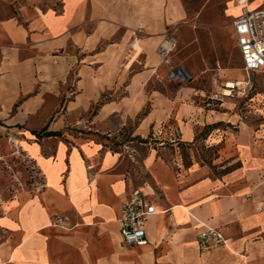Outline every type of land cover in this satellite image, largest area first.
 Masks as SVG:
<instances>
[{
	"label": "crops",
	"instance_id": "1",
	"mask_svg": "<svg viewBox=\"0 0 264 264\" xmlns=\"http://www.w3.org/2000/svg\"><path fill=\"white\" fill-rule=\"evenodd\" d=\"M39 2L0 18V121L21 131L23 150L44 181L11 216L15 225L0 218L10 231L0 264H264L263 123L205 109L188 86L159 88V43L170 37L176 44L188 33L181 0ZM147 107L134 128L138 138L167 124L181 142L213 147L211 166L190 148L185 167L160 146L141 159L148 180L136 186L125 157L106 140L58 138L65 119H52L62 110L85 126L96 109L88 127L104 134L119 128L113 119L123 127ZM135 187L156 210L142 246L124 245L119 236L121 208ZM56 215L68 217L71 228L54 227ZM202 225L228 241L202 248Z\"/></svg>",
	"mask_w": 264,
	"mask_h": 264
},
{
	"label": "rangeland",
	"instance_id": "2",
	"mask_svg": "<svg viewBox=\"0 0 264 264\" xmlns=\"http://www.w3.org/2000/svg\"><path fill=\"white\" fill-rule=\"evenodd\" d=\"M39 1L40 5L57 6L56 0L43 3ZM249 2V11L264 10V0ZM26 3L28 0H0V18L12 14L16 16L18 8ZM181 4L186 13L183 20L184 31L188 33L183 38L178 37L181 41L175 44L172 59L174 65L181 64L186 68L191 80L185 84L168 81L167 68L164 66L159 88L172 93L177 88L188 86L196 91L194 101L203 108L214 113H225L224 117L230 121L258 122L264 125V72L250 73L247 76L243 71L233 32V21L239 15L236 0H181ZM232 71H237L231 73L233 78L229 76ZM233 81L238 85L228 87V82ZM152 87L153 84L150 88ZM229 90V94H225ZM95 110L87 113L85 126L77 124L73 114L66 115L65 111L59 110L52 119L64 117L65 124L56 132L57 137L94 134L103 138L106 140V148L123 154L128 176L136 186L148 180L140 163L151 149L156 150L161 146L175 151L185 167L190 165L192 152L209 166L216 156L213 147L203 143L192 147L181 142L178 140L177 130L167 124L162 125L158 131H152L145 139V144H141L140 138L133 133L137 119L123 127L118 126L116 119H113L112 128H119L104 134L95 133L88 127V121L96 113ZM144 110L148 111V107ZM21 138V131L13 130L0 121V218L4 217L3 222L9 225H15L10 219L17 208L28 197L37 195L44 184L43 176L34 161L24 152L23 147L27 148L28 144L22 142ZM190 148L193 149L192 152ZM54 220L55 216L51 219L54 227L71 228L69 218L62 227L55 226L58 223ZM9 239V229L0 226V244Z\"/></svg>",
	"mask_w": 264,
	"mask_h": 264
},
{
	"label": "built area",
	"instance_id": "3",
	"mask_svg": "<svg viewBox=\"0 0 264 264\" xmlns=\"http://www.w3.org/2000/svg\"><path fill=\"white\" fill-rule=\"evenodd\" d=\"M249 0H236L239 15L233 21V32L236 46L241 56L243 71L250 73L264 72V10L249 11ZM141 26L138 27L140 29ZM175 42L170 37H164L157 47V55L167 68V80L185 84L191 80L186 68L174 65L172 52ZM233 84L230 88L237 86ZM156 213L155 206L147 199L139 187L133 188L125 199L119 219V236L121 242L128 246H142L147 243L146 223ZM55 226L62 227L68 222L67 217L55 216ZM202 248L214 245H224L226 240L221 231L202 225L198 234Z\"/></svg>",
	"mask_w": 264,
	"mask_h": 264
},
{
	"label": "trees",
	"instance_id": "4",
	"mask_svg": "<svg viewBox=\"0 0 264 264\" xmlns=\"http://www.w3.org/2000/svg\"><path fill=\"white\" fill-rule=\"evenodd\" d=\"M147 110H144L138 117H137V121H139L143 116H145L147 114ZM49 136V135H48ZM139 142L142 143V144H145L146 141L143 140V139H139Z\"/></svg>",
	"mask_w": 264,
	"mask_h": 264
},
{
	"label": "bare ground",
	"instance_id": "5",
	"mask_svg": "<svg viewBox=\"0 0 264 264\" xmlns=\"http://www.w3.org/2000/svg\"><path fill=\"white\" fill-rule=\"evenodd\" d=\"M248 7H249V6H248ZM229 86H232V84H229ZM225 94H228V93H227V91H226V93H225Z\"/></svg>",
	"mask_w": 264,
	"mask_h": 264
}]
</instances>
